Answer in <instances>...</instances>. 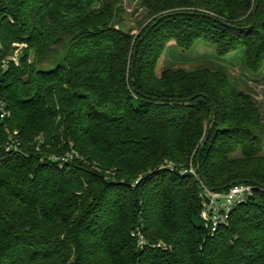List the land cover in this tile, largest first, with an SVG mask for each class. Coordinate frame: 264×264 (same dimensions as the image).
<instances>
[{"label":"trees","instance_id":"1","mask_svg":"<svg viewBox=\"0 0 264 264\" xmlns=\"http://www.w3.org/2000/svg\"><path fill=\"white\" fill-rule=\"evenodd\" d=\"M140 3L152 20L133 41L123 0H0V264H264L256 102L224 70L155 74L171 38L260 74L264 0ZM201 180L256 188L213 236Z\"/></svg>","mask_w":264,"mask_h":264},{"label":"rangeland","instance_id":"2","mask_svg":"<svg viewBox=\"0 0 264 264\" xmlns=\"http://www.w3.org/2000/svg\"><path fill=\"white\" fill-rule=\"evenodd\" d=\"M125 12L122 15L124 19L122 29L130 32L135 41L140 35L142 29L151 22L152 19L146 17L147 12L141 7L140 0H123ZM14 55L10 56L18 62L21 56V50L24 45H16ZM163 53L159 56L155 74L160 77L163 70L184 69L194 71L200 69H210L213 71L224 70L230 78L234 90L239 94H247L256 102V107L259 108L262 115V123H264V71L258 75H254L244 68L240 53H232L224 59H219L215 55V48L211 45L199 43L196 49L192 52H184L177 45L176 40L171 38L163 42ZM57 50H53L47 56V59L39 65L41 69L51 68L52 62L57 57V51H62V46H56ZM262 149L261 155H264V131H262ZM16 150V148L14 147ZM190 168H193L192 164ZM110 174L106 172L105 176ZM112 178V177H111ZM198 226H203L202 220L197 221Z\"/></svg>","mask_w":264,"mask_h":264},{"label":"built area","instance_id":"3","mask_svg":"<svg viewBox=\"0 0 264 264\" xmlns=\"http://www.w3.org/2000/svg\"><path fill=\"white\" fill-rule=\"evenodd\" d=\"M15 62L14 58H11ZM17 63V62H15ZM6 114L3 112L1 117H5ZM8 148L7 150H9ZM170 169L171 166H169ZM182 174H190L195 179H198V175L193 168L184 170ZM201 197V211L200 218L203 222L204 229L209 235H215L220 228L227 227L229 225L230 217L233 211L240 205L246 204L249 199L255 193V186L250 184H238L233 185L224 191H210L207 189L202 182ZM134 236V235H133ZM144 243L143 239L140 238L138 244L142 246Z\"/></svg>","mask_w":264,"mask_h":264},{"label":"water","instance_id":"4","mask_svg":"<svg viewBox=\"0 0 264 264\" xmlns=\"http://www.w3.org/2000/svg\"><path fill=\"white\" fill-rule=\"evenodd\" d=\"M161 19H162V18H160L159 20H161ZM157 22H158V21H156L154 24H157ZM136 54H137V50H136V48H135L134 51H133V55H132L131 74L133 73V64L135 63V60H136ZM213 121H214V119H213ZM208 132H209V131H208ZM207 138H208V137H206V138L204 139V141H203V143H202V145H201L200 151H199V159H198L197 171H200V164H199L200 156H201L202 150H203V148H204V146H205V144H206ZM201 181H202L203 185H204L207 189H209V188L206 186L204 180H201ZM238 184H244V181H235V182H233V183H231V184L226 185L223 189H227V188H229V187H231V186H233V185H238ZM255 184H256V183H255ZM209 190H210V191H215V190H213V189H209Z\"/></svg>","mask_w":264,"mask_h":264}]
</instances>
